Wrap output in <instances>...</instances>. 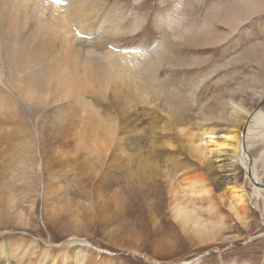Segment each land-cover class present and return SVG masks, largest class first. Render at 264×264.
<instances>
[{"label":"rangeland","instance_id":"374dc122","mask_svg":"<svg viewBox=\"0 0 264 264\" xmlns=\"http://www.w3.org/2000/svg\"><path fill=\"white\" fill-rule=\"evenodd\" d=\"M93 3L97 8L89 11L90 20L84 18L82 25H75L87 39L73 34L70 53L73 47L90 42L102 51L109 46L117 51L136 49L133 53L138 54L123 53L144 61L155 59L161 42L180 44L183 61L203 63L192 68L165 64L160 78L174 83L185 96V85L190 83L195 102L189 101L184 115L176 112L168 120V106L161 97L160 102L148 96L147 105L141 104L126 86L131 85L115 78L106 90L100 87L108 83L92 81L85 90L72 94L68 90L62 95L46 94L41 89L32 102L13 97L17 109L12 119L0 105V243L9 249L0 254V260L12 263L10 251L20 252L24 245L34 243L29 250L25 248L23 262L42 264L49 252L57 253L61 243L75 236L89 246L85 250L75 244L69 249L70 257L81 259V264H182L197 257L202 264H264L263 203L252 198L243 170L236 177L249 196L248 226H240L221 207L227 218L214 219L220 229L227 224L223 236L232 240L201 248L177 227L170 213L173 188L190 176L204 179L212 193L219 194L237 173L226 152L199 167L186 152V144L177 139V129L193 130L201 124L203 111L217 108L218 102L222 105L218 113L232 111L223 106L229 101L245 111L264 112V98L259 100L264 92V0ZM88 24L94 27L90 33ZM205 32L213 47H200L201 40L190 41ZM209 67L218 69L207 77ZM103 77L107 80L108 76ZM79 100L97 112L93 115L100 119L94 122L96 126L84 122V112L72 117L69 107L75 108ZM68 115L73 122L66 129ZM106 118L112 120V132L99 124ZM219 123L213 125L225 127ZM261 153L264 160L260 144L248 150L256 160ZM256 174L264 184L262 163H257ZM196 207L207 222L213 209ZM45 243L51 244L50 250ZM45 249L48 254L42 255Z\"/></svg>","mask_w":264,"mask_h":264},{"label":"bare ground","instance_id":"6f19581e","mask_svg":"<svg viewBox=\"0 0 264 264\" xmlns=\"http://www.w3.org/2000/svg\"><path fill=\"white\" fill-rule=\"evenodd\" d=\"M91 1L87 3L85 0V3L82 4L81 0H65V5L62 6L50 4L44 0H0V84L3 85L0 87V105L4 110L9 111V117L12 119L17 109L13 97L20 96L31 101L33 98H38L37 91H41V89L40 93L44 91L46 94L54 92L62 95L67 90L72 94L85 90L86 85L92 81L108 83L100 87L106 90L111 84L114 85L113 80L115 78L127 81V84L131 85H126L131 95L139 99L141 104L147 105L148 96L155 99L161 97L162 102L164 101L168 106V120H171L176 112L184 115L188 110L189 101L191 104L195 102L190 92V83L185 85V96L174 83L161 80V70L166 67L165 64L172 68L176 66L192 68L194 65L203 63V61H183L178 53L180 44L167 45L165 41L161 42L155 50V59L144 61L134 58V55L125 54L123 51H118L119 53L110 49L102 51L94 46L95 43L89 45L90 42L86 43V46L85 44L75 46L72 52H69L68 45L74 39L73 34L76 37L80 33L76 30L75 25H82L80 22L84 18L89 21V14L91 13L89 11H96L97 7H95L93 0ZM86 4H89V7ZM117 21L119 20H115L114 23ZM92 26L93 24L86 26L89 33L94 30ZM84 30L86 32V28ZM197 40H201L199 42L200 47L207 46L209 48L214 45L210 42L207 32L200 39L197 37L190 39L194 43H197ZM217 69L218 67L210 68L208 73L206 72L207 77L213 75ZM103 74L105 77L108 76L107 80ZM133 84L135 85L132 86ZM100 88L98 89L101 90ZM95 93L97 92L95 91ZM263 98L264 92L259 96V100L261 101ZM218 103L217 108L216 106L214 108L209 107L203 111L199 126L187 131L177 129L176 132L177 139L186 144L184 147L186 152L197 162L199 167L207 164L213 158L219 159L226 152L228 153L227 158L230 157L233 160L234 171H237L232 177L230 185L226 186L219 194H213L205 180L195 176H190L189 180L181 182L172 190L170 202L172 220L183 233L191 237L201 248L216 244L220 240L231 239L223 236V232L227 228L226 223L221 229L214 224V219L227 218L225 212L232 219L234 218L233 220L240 226H248L250 222L249 196L243 183L236 177L241 170L245 172V179L250 183L252 198L260 199L263 203L262 215L264 217V184L256 174L257 163L264 165L263 153L257 160L248 154V150L253 145L260 144L264 148V112L259 109L245 111L229 101L223 102V106L226 108L230 106L232 111L230 113L224 111L218 113V109L222 110L221 103ZM35 104L32 103L34 108ZM28 106L30 107L31 103ZM74 106L75 108L69 107L74 111L72 117L79 112H84L83 114H87L84 122H87L89 126H96L94 122H98L100 119L98 117L93 119V115L97 116V112L90 103L79 100ZM33 107L27 108L32 112ZM79 109L80 111H78ZM72 117L66 116V129L72 125ZM215 121L223 123L225 127L218 129L216 125H213L217 124ZM99 124L108 127L111 132L113 131L111 118H106ZM95 133H91L92 136ZM167 146L174 148L172 142H168ZM197 204L199 208L213 209L211 215L206 218L207 222L201 220L196 207ZM260 236H264V233ZM251 239L249 238L248 241ZM45 244V248L50 250L49 245L51 244ZM75 244L79 245L78 248L89 250V246H86L87 243L84 240L71 236L66 242L60 244L57 253L52 255L49 252L50 256L43 260L42 264H81V259L72 258L69 255V249L75 247ZM5 245L0 243V254L9 251L7 247H4ZM33 246L34 243L24 245L22 249L20 248L23 251H10L14 257L13 262L8 264H24L25 248L29 250ZM46 249L41 250L42 255L48 254L45 252ZM94 250L101 252L97 249ZM71 261L73 262L71 263ZM89 262H91L90 259ZM4 263V260H0V264ZM182 264L202 263L200 257H197Z\"/></svg>","mask_w":264,"mask_h":264},{"label":"snow or ice","instance_id":"6c2138e0","mask_svg":"<svg viewBox=\"0 0 264 264\" xmlns=\"http://www.w3.org/2000/svg\"><path fill=\"white\" fill-rule=\"evenodd\" d=\"M56 2H58V0H56Z\"/></svg>","mask_w":264,"mask_h":264}]
</instances>
